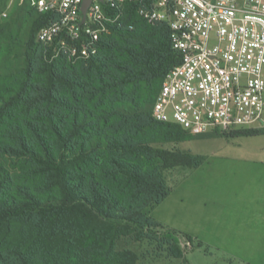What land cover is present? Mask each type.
<instances>
[{
    "label": "trees",
    "instance_id": "trees-1",
    "mask_svg": "<svg viewBox=\"0 0 264 264\" xmlns=\"http://www.w3.org/2000/svg\"><path fill=\"white\" fill-rule=\"evenodd\" d=\"M7 2L0 0V11ZM32 10L36 18L23 44L25 66L0 89V221L35 217L43 222L56 213L157 226L145 211L163 203L170 190L159 174L143 165L199 168L206 160L190 151L154 146L194 136L152 116L166 74L182 61L173 49L170 27L148 24L128 6L125 28L103 36L96 56L88 61L73 62L65 56L51 61L37 36L52 16ZM214 133L235 139L263 135L264 129ZM135 158L146 162L135 164ZM9 160L36 167L33 175L44 180L42 190L64 203L48 206L37 194L41 189L34 190L27 178L14 180L5 164ZM180 236L193 243L185 233H168L169 252L178 259L184 257ZM83 242H94L91 232ZM108 249L111 261L100 264H138L131 250L114 252L113 241ZM92 252L93 258L102 256ZM0 264L38 263L13 249L0 254Z\"/></svg>",
    "mask_w": 264,
    "mask_h": 264
},
{
    "label": "built area",
    "instance_id": "built-area-1",
    "mask_svg": "<svg viewBox=\"0 0 264 264\" xmlns=\"http://www.w3.org/2000/svg\"><path fill=\"white\" fill-rule=\"evenodd\" d=\"M84 1L8 0L0 20L24 4L50 14L37 36L46 57L88 61L103 36L125 28L126 7L134 6L148 24L170 27L173 49L182 56L163 80L152 111L156 121L194 136L264 129V0H92L85 13Z\"/></svg>",
    "mask_w": 264,
    "mask_h": 264
},
{
    "label": "rangeland",
    "instance_id": "rangeland-1",
    "mask_svg": "<svg viewBox=\"0 0 264 264\" xmlns=\"http://www.w3.org/2000/svg\"><path fill=\"white\" fill-rule=\"evenodd\" d=\"M25 6H17L7 20H0V89L12 79V74L20 75L25 66L23 44L32 32L36 18V13ZM227 139L229 138L226 136L210 133L192 136L190 140L180 143L154 145L169 150L190 151L196 155L206 156L208 160L200 168L162 169L158 162L143 165L144 169L148 167L159 174L170 190V194L173 192L169 199H167L168 196L160 205L150 207L145 211L148 217L158 223L157 226L146 228L121 221L112 222L98 215L93 219H83L76 215L56 213L43 222L35 217H23L9 222L0 221V254L18 249L38 264H100L99 262L104 259L109 263L112 257H110L108 247L113 241L114 252L131 250L138 255V264H189V255H193L192 264H226L219 253L208 255L201 249L194 250L198 246L194 243L192 247H182L179 244L184 257L181 259L173 257L169 252L172 242L168 238V233L170 231L184 232L159 220L162 218L167 221L169 218L171 220L174 218L179 222L182 221L185 190L196 192V194L190 193L192 198L193 196L203 197V194L205 196L218 194L226 201L237 199L233 195L240 191V185H233L229 178V183H224L222 180L217 182L213 174L216 177L219 171L237 168V165L230 167L232 165L230 160L237 158V153L241 151L248 153L256 148L263 159L264 151H259V149L264 147V136L244 137L237 141ZM237 144H242L243 147ZM139 162L146 161L135 158L134 163ZM5 164L14 180L18 176L21 177L20 180L27 178L34 190L37 187L41 189L37 194L42 201L46 202V205L58 207L64 203L60 197L55 196L48 189L42 190L44 180L33 175L36 167L22 165L12 160ZM221 179L226 180L227 178ZM228 195L233 197L229 198ZM51 196L54 197L50 199ZM179 224L182 226V222ZM88 232L92 233L94 242L85 245L83 238ZM92 250L102 256L93 258ZM249 263L237 261L233 264Z\"/></svg>",
    "mask_w": 264,
    "mask_h": 264
},
{
    "label": "crops",
    "instance_id": "crops-1",
    "mask_svg": "<svg viewBox=\"0 0 264 264\" xmlns=\"http://www.w3.org/2000/svg\"><path fill=\"white\" fill-rule=\"evenodd\" d=\"M240 138L244 137L234 140ZM237 145L243 147L242 144ZM257 151L258 149L253 148L248 153L244 151L237 153V158L230 160L232 162L230 167L237 165V168L219 171L216 177L213 174L217 182L222 180L229 183V178L233 185H240V191L233 195L237 199L226 201L218 194L212 196L203 194V197L192 198L190 193L196 192L185 190L182 221L174 218L167 221L162 218L157 220L191 236L194 245H198L194 250L201 249L208 255L219 253L226 264L237 261L264 264V156L262 159ZM259 151H264V147ZM207 162L206 158L201 166ZM172 195L173 192L167 199ZM227 197L231 198L230 195ZM181 222L182 226L179 224ZM188 257L189 264H192L193 255Z\"/></svg>",
    "mask_w": 264,
    "mask_h": 264
},
{
    "label": "water",
    "instance_id": "water-1",
    "mask_svg": "<svg viewBox=\"0 0 264 264\" xmlns=\"http://www.w3.org/2000/svg\"><path fill=\"white\" fill-rule=\"evenodd\" d=\"M91 2H92V0H85L84 1V8H83L84 13L86 12V10L89 7V5L91 4Z\"/></svg>",
    "mask_w": 264,
    "mask_h": 264
}]
</instances>
